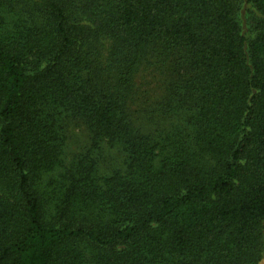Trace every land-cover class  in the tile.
Here are the masks:
<instances>
[{
    "label": "trees",
    "instance_id": "obj_1",
    "mask_svg": "<svg viewBox=\"0 0 264 264\" xmlns=\"http://www.w3.org/2000/svg\"><path fill=\"white\" fill-rule=\"evenodd\" d=\"M263 225L264 0H0V264H259Z\"/></svg>",
    "mask_w": 264,
    "mask_h": 264
},
{
    "label": "rangeland",
    "instance_id": "obj_2",
    "mask_svg": "<svg viewBox=\"0 0 264 264\" xmlns=\"http://www.w3.org/2000/svg\"><path fill=\"white\" fill-rule=\"evenodd\" d=\"M149 87L151 88V92H152L153 85H149ZM155 90H156V86L153 87V91ZM153 94L154 93H152V95ZM149 98H151V93L149 95ZM149 103L151 102L149 101ZM134 110L135 112H133L132 116L135 120H137V117H139L143 113L141 110H139V107H135ZM90 140H91V132L87 126L77 125L70 128L69 139H68L69 148L67 149L65 154L66 163H69L72 160H74V158L79 152L85 150L87 146L90 144ZM123 158H124L123 151L118 150L117 148H109L105 146L103 151V159L101 160L99 165L100 172L102 174L103 173L107 174L110 171H112L114 168L121 166L123 164ZM262 233L264 237V225L262 227ZM259 264H264V257Z\"/></svg>",
    "mask_w": 264,
    "mask_h": 264
}]
</instances>
